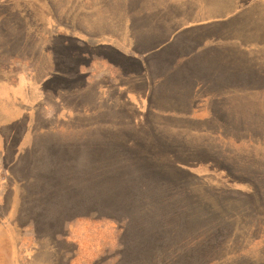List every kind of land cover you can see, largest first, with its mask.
I'll list each match as a JSON object with an SVG mask.
<instances>
[{"label":"rangeland","instance_id":"374dc122","mask_svg":"<svg viewBox=\"0 0 264 264\" xmlns=\"http://www.w3.org/2000/svg\"><path fill=\"white\" fill-rule=\"evenodd\" d=\"M229 1L233 6L239 0ZM155 2L0 0V106L15 105L19 96L15 87L21 84L22 71L30 75L36 70L33 83L38 85L32 95L40 98L51 93L40 83L47 73H55V68L67 70L74 66L76 72L82 70V80L70 83L73 85L67 88L74 91V96L58 94L62 91L61 83L67 85L62 80L53 84L54 90L48 95L71 105H76L75 100L80 103L79 107L72 109L73 114L68 115L72 118V126L67 127V123L53 118L42 119L37 127L51 123L52 132L47 134L48 138L59 140L63 144L59 146L66 147L68 155L72 156L63 162V166L72 164L81 171L88 166H83L90 158L87 147L93 145L95 157L90 164L94 167L99 164L107 172L96 185L87 207L78 209L80 217L71 221L72 238L77 239L81 246L78 254L76 249L71 254L73 257L65 252L73 246L67 248V245L53 241L50 229L45 226L37 227L40 233L37 232V239L44 242L42 247L52 248V251L44 253L46 256L57 257L62 253L63 257H70V264H264V124L260 125L261 134L256 135L255 140L244 133L234 136L228 128L222 129L220 118L216 119L217 123L210 120L205 123L209 105L200 104V108L193 111L191 104L199 103L192 99L193 96L190 101L176 96L173 101L179 100L182 104L174 102L172 107H166L165 98L156 93L152 109L145 112L148 95L141 80L134 76L141 77L128 75V66L123 60L128 57L142 59L137 53L139 49L133 47L132 38L128 39L129 12L138 6L148 9L149 34L154 21L164 30L168 21L176 29L180 20L189 25L193 22L209 23L211 19L207 12L200 11L204 8L189 12L191 16L186 19L180 18L185 11L181 0H161L167 7L151 9L146 6V3ZM167 2L171 5L168 6ZM236 8H225L224 12H234ZM259 9H264V0H258L254 7L248 8L251 13H244V16L256 20L254 16L258 17ZM136 16L138 18L139 15ZM74 28H79L84 35ZM69 35L86 42L87 49L84 52L78 49L81 51L78 53L73 41L67 39ZM155 38L150 35L147 42L155 41ZM74 39L79 41L76 37ZM66 70L58 73L59 76H75V72L71 74ZM88 74H91L90 80L97 81L95 86L99 91L93 85L86 87L90 83L82 85ZM111 80L116 83H109ZM165 82L168 80L164 79ZM105 84L106 95L102 96ZM98 98L100 103L90 107ZM102 100L116 102L122 107L117 111L119 120L128 117V130L100 127L103 128L102 135L108 138L103 143L101 139L105 140V137L94 136L93 130L84 131L78 123L74 124V121L89 120L85 114L90 111L99 113ZM43 104L45 109L38 108V111L43 110L47 116L58 110L56 101L46 99ZM196 112L200 115L198 121L193 120V123L191 120V124L181 122L186 115ZM99 115L94 116H116L106 112ZM141 117L145 118L147 127L140 125ZM222 119L225 122L226 118ZM174 121L180 123V127L173 126L175 129L169 130L168 124ZM100 122L99 125L104 121ZM206 131L208 133L204 135ZM196 151L217 156L229 169L221 170L211 156L214 161L209 162L212 164L188 170L191 178L186 175V168L182 169L181 180L171 173L180 165L173 161V153L194 155ZM103 153L105 159L99 156ZM38 155L33 152L30 156L37 158ZM26 165L27 159L25 162L21 159L10 167L8 175L16 181L25 171L26 179L39 171L34 160L28 164L27 170H23ZM148 165H158L156 168L160 173L152 171ZM130 168L136 169V174ZM5 175L0 166V180ZM247 181L255 187V197H252ZM6 195L9 196V192ZM198 203L204 207H199ZM5 207L0 208V213L4 214ZM19 210L14 221L20 225L27 221L33 224L30 219L35 214L29 216L27 205ZM137 227L141 231L140 237H132ZM159 231L162 237H156ZM171 232H174L173 236L168 237ZM123 236L127 237V253L125 257H119ZM143 247L149 253L132 254Z\"/></svg>","mask_w":264,"mask_h":264},{"label":"crops","instance_id":"0c3cea01","mask_svg":"<svg viewBox=\"0 0 264 264\" xmlns=\"http://www.w3.org/2000/svg\"><path fill=\"white\" fill-rule=\"evenodd\" d=\"M181 1V7L185 11L180 18L186 19L191 16L189 12L204 8L200 11L207 12L210 22L186 25L180 20L178 28L174 29L171 21H168L163 32L160 29H150V34L145 18L139 29L134 30L128 24V39H139L140 46H145L146 50L152 48L147 42L150 35L159 40L170 39L171 44L166 46L173 52L174 57V62L170 65L147 63L151 78L149 81L145 78L144 58H136L133 65L129 64L130 57L123 58L128 63V75H140V79L134 77L141 80L150 102L160 88L156 77L172 69L177 78L173 80L174 95L181 98L185 96L189 101L193 96L192 99L199 102H191L193 111L200 108V104L203 106L207 103L205 105L209 107L206 118L216 117L224 122V117V123L236 126L237 133L256 137L261 134L260 125L264 124V107L261 106L264 104V9L257 10L258 17L254 16V20L246 18L244 13H251L248 8L254 7L258 0H235L238 2L233 6L229 0H204L203 3L196 0ZM165 5L161 0L150 5L146 3L147 7H167ZM167 5H171L170 2ZM231 7L237 8L234 12H224L225 8ZM161 42L158 41L156 45ZM90 75L84 80L86 84L93 83L96 87L97 81L90 80ZM34 79V75L22 71L21 84L15 87L19 92L15 105L0 106V166L3 167L4 175L6 172L4 180H0V208L6 206L4 214L0 213V264H70V257H63L62 253L57 257L44 254L47 250L52 251V248L42 247L41 243L44 242L37 239L34 224L27 221L20 225L13 219L26 204L23 200L24 192L21 190V182L25 180L20 181L17 178L14 181L8 171L23 158L26 150L35 145L42 134L52 131L51 123L37 127L38 122L57 118L56 113L47 116L43 110L38 111V108L45 107L43 103L46 99L45 96L33 97L34 88L38 85L33 83ZM96 89L99 91L98 87ZM157 93L164 98L170 96ZM192 116L198 119L200 115L196 112ZM8 192L9 196L6 195ZM75 249L78 254L80 248L76 246Z\"/></svg>","mask_w":264,"mask_h":264},{"label":"trees","instance_id":"16d2710c","mask_svg":"<svg viewBox=\"0 0 264 264\" xmlns=\"http://www.w3.org/2000/svg\"><path fill=\"white\" fill-rule=\"evenodd\" d=\"M153 7H151L152 9ZM150 9V8H149ZM148 10V9H147ZM147 10L142 7V6H138L136 8H134V10H131L128 14V24L129 26H131V28L135 29H139V27L141 26V23H143V19L145 18L147 20L148 15H147ZM1 15V13H0ZM136 15H139L138 18ZM158 23L156 21H154L151 30L152 31H156V30H161L162 32L164 31L163 28H160L158 25ZM128 26V25H127ZM136 27V28H135ZM69 29V28H68ZM74 30L76 32H78L79 34H83V32L81 30H79V28H74ZM149 30V27H148ZM166 32V31H165ZM157 34V33H156ZM77 38L79 41H76ZM67 39H71L73 41V45L75 47V49L77 48L78 53H81L80 50L81 49L83 52L85 51L84 49H87L86 42H82L80 41V39L77 36H73V35H69L67 36ZM157 40V39H156ZM155 40V41H156ZM155 41H148L149 45H152V49H148L146 50V47H142L140 46V40L137 38H132V42L135 43L133 45V47H136L137 49H139L137 53L141 54L138 55L140 57H142L143 63H145V68H146V72H145V78L146 80H151V78L149 77V72L147 71V63L149 64H159V63H163L166 65H170L173 64L174 62V57H173V52L168 48V44H171V40H159L162 41L161 44L156 45ZM168 45V46H166ZM85 46V47H84ZM84 47V48H83ZM171 47V46H170ZM76 51V52H77ZM160 51H162L163 53H165L164 55H160ZM120 58L119 56H115ZM129 64L133 65L132 63H134V61L136 60V58H129ZM126 66L128 65V63H126ZM76 65V64H75ZM85 65V64H82ZM66 69H58L55 68V73L50 74L47 73L46 76L43 77L42 81H40L41 85L44 86L46 89H50L51 93L54 90L53 84L55 82H57V80H62L65 83H67V85H63L61 83V89L62 91H59L58 94H65L68 95L70 98L72 97V95L74 96V91H68L67 88L69 87L68 85H73L70 83H73L76 80H82V76H80L81 71H77L74 67H71L70 69H67L66 71L71 72V74L73 72H75L73 75L75 76H70V78H66L65 76H59L58 73H61V71H64ZM53 71V69L51 70ZM49 71V72H51ZM57 73V74H56ZM163 74L161 76H157V84L160 83V88L157 90V92L163 93V94H169L170 96L165 97V106L166 107H172L173 104H175L176 102H179L180 104H182V102H180L179 100L177 101H173L176 96L174 95V91H175V87H174V83L173 80H176V76L174 73V70L170 69V71L167 72H162ZM174 73V76H173ZM80 76V78H79ZM78 78V79H77ZM166 79L168 80V82L163 83V80ZM139 81V80H138ZM82 85L84 86L87 82L86 80L84 82H81ZM109 83H116V81L114 82L113 80L109 81ZM107 84L103 85V89L105 91ZM86 87H92V84H89ZM108 89V88H107ZM106 89V90H107ZM162 91V92H161ZM156 92V93H157ZM49 93V94H51ZM49 94L45 95V99H47L48 101H56L58 102V110L56 111L57 114V118L56 120L58 121H63V123H67V127L68 126H72L73 122H72V118L70 116H68L70 113L73 114V110H75V107H79L80 103L75 100L74 103H76V105H71L69 102H65L63 100H59V98L57 97H50L48 96ZM106 95V91L105 93H103L102 96ZM175 96V97H174ZM156 97V96H154ZM154 97L151 99L150 102L147 103L146 108H145V112H147L148 110L152 109V105L154 104L153 99ZM74 99V98H72ZM183 100H187V97L183 96ZM97 102L93 103V105L91 104L90 107H93L96 104L100 103V98L96 99ZM175 102V103H174ZM102 103V107H99V113H87L85 114V112L83 114H85V117H88L89 120H82V121H74V124H79V128H82L84 131L91 129L94 131V136H103L105 137V140H102L103 142H107L108 138L107 136L102 135V131L100 127H104V126H110V127H114L115 129H125L128 130V117L119 120L118 113L117 111L122 109V107L116 103V102H111L110 100L107 102H104L103 100L101 101ZM151 105V107H150ZM75 108V109H74ZM120 108V109H119ZM73 109V110H72ZM100 112L104 113H114L116 116L111 118V117H102L101 118H97L94 115H98L100 116ZM140 115L142 114V111L139 113ZM117 118V119H116ZM140 119V118H139ZM178 119V118H177ZM216 117H212V118H206V122H208L209 120L211 122H215L217 123ZM114 120V121H113ZM118 120V122L120 121L121 123H117L116 121ZM183 121L181 122H185V123H190L191 124V120H196L198 121L199 119H195L192 115L190 116H186L184 119H182ZM100 121H104L102 122L101 125H99L101 122ZM230 121V120H229ZM57 122V121H55ZM177 121L174 122H170V124H168L169 126V130L170 129H175L173 126H179L180 127V123H177ZM194 123V121H193ZM220 123V122H219ZM223 124H219L221 125L222 129L223 128H228L231 132V134H233L235 136V134H239L237 133L238 130L236 128V126H232V124H227L222 122ZM114 124V125H113ZM49 125V124H47ZM57 125V123H56ZM140 125L147 127V124L145 122V118L141 117V121H140ZM76 126V125H75ZM125 126V127H124ZM52 132V131H51ZM101 133V134H100ZM208 131L204 132V135H207ZM50 133H45L42 134L41 137L39 139H37L36 143L34 146H32L30 149L26 150L24 152V154L22 155V161L25 162V159H27V165L23 166V170H27L28 164H31L32 161L34 160V162L37 164V167H39V171H36V174H34V176H24V173H21L23 176L22 178H19V180H25L24 182H21L22 185V192L26 193L24 196V199L28 208V212L31 213L30 215H33L32 213L35 214L34 218H31L30 220L33 221L34 226L36 227V231L38 232V228L37 227H46L49 228L51 231V239L55 242H59L62 243L64 245H67V248L69 245L73 246L72 249L69 250L66 249L65 252H67L69 255H71L74 250L75 247L78 246V248H80V244L78 243L77 239L72 238V229H71V221L74 218H78L80 217L79 214H77L78 209L79 208H86L87 204H88V199H91V196L93 193H95L96 191V185H99L98 182L101 178H103L105 175H107L106 169L100 168L99 164L97 165V167H94L93 165L90 164V161L93 159L94 161V157H95V152L93 151V145L90 147H87V150L89 151L88 154L90 158H88V160L83 164V166H86L84 168L81 169V171H79L78 168L74 167L75 165H67L66 167L63 166V162L66 159H70L72 156H69L67 153V149L66 147H62L59 145H63L60 143V141L55 140L53 138H48V135ZM248 136L252 137L253 140H255V136H253L252 134H247ZM237 139V138H235ZM36 152V154H40L38 156H40L38 158H34L33 156H30L31 153ZM106 152V151H105ZM100 157H102L101 159H105L104 157V153L99 155ZM214 157V159L218 162L217 164H215L216 166H220V169L225 171L227 169H229V167L227 166V164H224L222 162V159L220 160V158H218L217 156H213L210 155L209 152H198L196 151L194 155L191 154H187V153H181V152H175L172 154V158L173 161L175 163L180 164L179 168L181 169H176L175 171L171 172L173 173V175H175L176 177H178L181 180V177L183 176V172L182 169L186 168V175L191 178V173H189L188 170H190L191 168H196L199 165H208V164H212V162L214 161L212 157ZM30 157L32 159H30ZM69 157V158H68ZM205 161V163H203ZM212 161V162H209ZM201 162V164H200ZM59 164V165H58ZM158 165H156L157 167ZM148 167H150V169L154 172L160 173V171L154 166L148 165ZM183 169V170H184ZM130 170L136 174V169L130 168ZM132 173V174H133ZM152 173V172H151ZM148 174V173H147ZM146 175V173L144 174ZM194 175V174H192ZM148 177V176H147ZM237 181V180H236ZM239 181V180H238ZM14 183H18V182H14ZM248 185H250V189L251 190V194L252 197H255L256 194V190L255 187L253 186V184L249 181H247ZM198 185V184H197ZM196 186V184H195ZM200 186V183L199 185ZM201 187V186H200ZM202 188V187H201ZM25 205V206H26ZM48 205H51V207H49ZM203 205V204H202ZM201 204L198 203L199 207H204ZM76 209V211H75ZM40 228V231H42V229ZM138 228V227H137ZM136 231V234L133 235L132 237H136L137 235L140 237V229H136L134 230ZM133 231V232H134ZM163 231V230H162ZM155 231H152V233H154ZM38 234H40L38 232ZM133 234V233H132ZM174 232H171L169 234H167V236H173ZM162 237L163 235H160V231L157 233L156 237ZM130 237V233L128 231V240ZM126 236H123L121 238V242L123 245V248L121 250H119V257L126 255L127 253V248H126ZM132 239V238H131ZM77 244V245H76ZM77 249V248H76ZM146 250V247H143L141 250L137 251L136 253H132L133 255H136L137 253H144ZM149 252H145L144 254H147ZM143 254V255H144ZM74 255V254H73ZM73 255H71V257H73ZM125 257V256H124Z\"/></svg>","mask_w":264,"mask_h":264},{"label":"flooded vegetation","instance_id":"af4514ba","mask_svg":"<svg viewBox=\"0 0 264 264\" xmlns=\"http://www.w3.org/2000/svg\"><path fill=\"white\" fill-rule=\"evenodd\" d=\"M34 72H35V73H34ZM31 74H32V75H35V74H36V70H35V71H34V70L31 71Z\"/></svg>","mask_w":264,"mask_h":264}]
</instances>
